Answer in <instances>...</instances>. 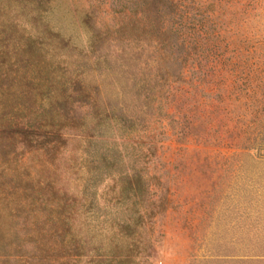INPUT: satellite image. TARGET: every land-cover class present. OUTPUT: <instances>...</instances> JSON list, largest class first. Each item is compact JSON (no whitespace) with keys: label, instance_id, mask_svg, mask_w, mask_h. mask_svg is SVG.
Wrapping results in <instances>:
<instances>
[{"label":"trees","instance_id":"16d2710c","mask_svg":"<svg viewBox=\"0 0 264 264\" xmlns=\"http://www.w3.org/2000/svg\"><path fill=\"white\" fill-rule=\"evenodd\" d=\"M54 1L0 0V264H156L164 140H194L192 163L264 161V0H89L66 32ZM92 3L116 20L100 23ZM221 144L231 154L210 158ZM24 155L38 166L18 168ZM71 164L80 189L61 181ZM106 179L121 216L99 213Z\"/></svg>","mask_w":264,"mask_h":264},{"label":"rangeland","instance_id":"374dc122","mask_svg":"<svg viewBox=\"0 0 264 264\" xmlns=\"http://www.w3.org/2000/svg\"><path fill=\"white\" fill-rule=\"evenodd\" d=\"M91 5L100 23L116 20L107 4ZM88 6L89 0H55L49 17L56 27L71 31L78 27ZM75 36L84 38L80 27ZM200 147L194 140L181 145L168 139L157 152L156 172L162 173L165 185L169 184V203L164 216L147 228L152 236L163 234L161 262L156 264H264V256L253 249L264 245V213L256 212L261 207L256 208L255 204L264 199V161L245 154L219 162L215 159L192 163L181 158L182 154L194 155ZM206 149L210 158L214 154L230 155L233 150L228 144ZM39 162V157L24 155L18 168L29 163L37 167ZM62 167L61 181L68 188L80 189L84 170L77 174L75 165ZM109 182L101 180L93 188L99 206H105L99 213L121 216L123 210L104 201ZM105 226L101 217L90 222V227L98 232Z\"/></svg>","mask_w":264,"mask_h":264}]
</instances>
